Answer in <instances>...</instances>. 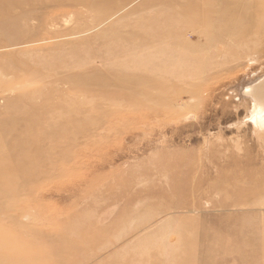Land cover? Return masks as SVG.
<instances>
[{"label":"rangeland","instance_id":"obj_1","mask_svg":"<svg viewBox=\"0 0 264 264\" xmlns=\"http://www.w3.org/2000/svg\"><path fill=\"white\" fill-rule=\"evenodd\" d=\"M82 1L0 33V264H264V0Z\"/></svg>","mask_w":264,"mask_h":264},{"label":"bare ground","instance_id":"obj_2","mask_svg":"<svg viewBox=\"0 0 264 264\" xmlns=\"http://www.w3.org/2000/svg\"><path fill=\"white\" fill-rule=\"evenodd\" d=\"M126 2L127 0H119V2H116V0H91L88 3L85 2V4H88L87 10L89 12L94 13L97 17H99L104 15L107 16L110 14H116L118 12L117 6L119 5V3L121 4L119 6L123 8L128 5L125 4ZM186 3L187 4L184 8L185 16L179 18L174 15V22L178 21V23H182L183 21L181 20L184 19H187L188 22H194L193 20L202 16L210 17L209 19L217 17L218 39L219 37H221L222 34L227 31L228 27L230 29L233 28L236 31L238 29V26L241 25V23L244 24V21L248 20V4H246L247 2H243V0H186ZM77 4H84V2L82 0H0V33L3 35H11L12 37L27 35L30 32H33V29L37 28L35 27V25L28 24V21L31 19H39L40 17L43 18V13H39V10H41V8L44 9L51 6L64 8L71 7L72 5ZM243 5L245 7H241ZM201 7H203L204 9H201ZM216 7L217 10H215ZM240 9H242L243 12L240 11ZM74 13L76 16H79V13H77L76 11ZM227 14H230L231 18H225V15ZM208 25L209 24L204 25V28H207ZM23 29H25V33L22 32ZM241 29L242 28H240V30ZM138 44L140 45V48L145 47L146 44L149 45V43L145 42L144 39L140 40ZM256 81L258 82H256L252 87H247V92H249L248 94L253 101V107L251 110V121L253 122L255 127L263 129L264 76ZM17 163V168H22L23 165H21V161ZM0 167L5 168L7 171H9L8 168H11V166H9V164H7L6 162L3 163V160L1 158Z\"/></svg>","mask_w":264,"mask_h":264}]
</instances>
